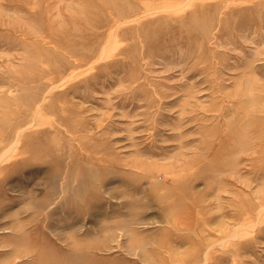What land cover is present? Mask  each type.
I'll return each instance as SVG.
<instances>
[{
  "label": "rangeland",
  "instance_id": "rangeland-1",
  "mask_svg": "<svg viewBox=\"0 0 264 264\" xmlns=\"http://www.w3.org/2000/svg\"><path fill=\"white\" fill-rule=\"evenodd\" d=\"M262 116L264 0H0V264H264Z\"/></svg>",
  "mask_w": 264,
  "mask_h": 264
},
{
  "label": "bare ground",
  "instance_id": "bare-ground-1",
  "mask_svg": "<svg viewBox=\"0 0 264 264\" xmlns=\"http://www.w3.org/2000/svg\"><path fill=\"white\" fill-rule=\"evenodd\" d=\"M250 97V96H249ZM252 102V101H251ZM255 121H256V124L257 125H260V126H262V129L259 131V133H257V137L258 138H264V116H262V117H257L256 119H255ZM254 122V121H253ZM243 149V148H242ZM263 208V207H262ZM261 208V209H262ZM259 211V210H258ZM127 234V233H126ZM222 242V241H221ZM205 258V257H204Z\"/></svg>",
  "mask_w": 264,
  "mask_h": 264
}]
</instances>
